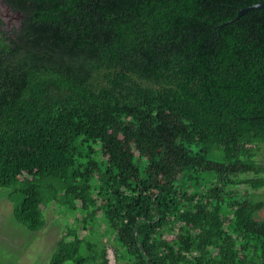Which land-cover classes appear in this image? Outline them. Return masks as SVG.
<instances>
[{"label": "trees", "instance_id": "16d2710c", "mask_svg": "<svg viewBox=\"0 0 264 264\" xmlns=\"http://www.w3.org/2000/svg\"><path fill=\"white\" fill-rule=\"evenodd\" d=\"M262 1L4 0L0 188L75 216L49 264H264Z\"/></svg>", "mask_w": 264, "mask_h": 264}, {"label": "rangeland", "instance_id": "374dc122", "mask_svg": "<svg viewBox=\"0 0 264 264\" xmlns=\"http://www.w3.org/2000/svg\"><path fill=\"white\" fill-rule=\"evenodd\" d=\"M11 16L13 23L20 19L16 13ZM11 16L0 6V18L10 20ZM256 154L257 160L264 163V146L256 149ZM22 186L24 184L0 188V264H49L65 227L74 222L75 216L61 208L58 212L55 204H51L44 210L45 228L31 232L14 216V210L23 197ZM256 199L264 200V190L257 192ZM258 217L264 219V210Z\"/></svg>", "mask_w": 264, "mask_h": 264}, {"label": "flooded vegetation", "instance_id": "af4514ba", "mask_svg": "<svg viewBox=\"0 0 264 264\" xmlns=\"http://www.w3.org/2000/svg\"><path fill=\"white\" fill-rule=\"evenodd\" d=\"M0 6L3 7V10L7 11V13L11 16L12 13H16L17 15H19L20 19H17L16 22H11V17H9L10 20H6L4 18H0V24H2L3 29H7L9 31H13L15 27H19L20 22H21V18L22 16L20 15V13L14 11L10 6H8L7 4H5L4 0H0Z\"/></svg>", "mask_w": 264, "mask_h": 264}, {"label": "built area", "instance_id": "2783aa9c", "mask_svg": "<svg viewBox=\"0 0 264 264\" xmlns=\"http://www.w3.org/2000/svg\"><path fill=\"white\" fill-rule=\"evenodd\" d=\"M107 264H119V260L116 256L115 248L112 245H107Z\"/></svg>", "mask_w": 264, "mask_h": 264}, {"label": "water", "instance_id": "95a60500", "mask_svg": "<svg viewBox=\"0 0 264 264\" xmlns=\"http://www.w3.org/2000/svg\"><path fill=\"white\" fill-rule=\"evenodd\" d=\"M253 8H264V1L258 3L257 5L251 7L250 9H253ZM245 11L246 9L242 10L240 14H243Z\"/></svg>", "mask_w": 264, "mask_h": 264}]
</instances>
